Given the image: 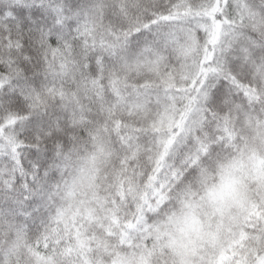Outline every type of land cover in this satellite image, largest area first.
<instances>
[{
    "label": "snow or ice",
    "instance_id": "6c2138e0",
    "mask_svg": "<svg viewBox=\"0 0 264 264\" xmlns=\"http://www.w3.org/2000/svg\"><path fill=\"white\" fill-rule=\"evenodd\" d=\"M0 264H264V0H0Z\"/></svg>",
    "mask_w": 264,
    "mask_h": 264
}]
</instances>
